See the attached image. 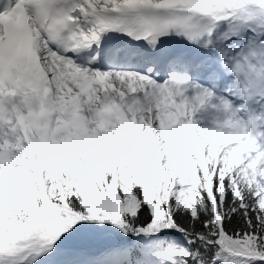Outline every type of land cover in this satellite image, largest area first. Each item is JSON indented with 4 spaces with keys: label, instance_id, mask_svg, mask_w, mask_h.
Listing matches in <instances>:
<instances>
[{
    "label": "snow or ice",
    "instance_id": "snow-or-ice-1",
    "mask_svg": "<svg viewBox=\"0 0 264 264\" xmlns=\"http://www.w3.org/2000/svg\"><path fill=\"white\" fill-rule=\"evenodd\" d=\"M0 264H264V0H0Z\"/></svg>",
    "mask_w": 264,
    "mask_h": 264
}]
</instances>
